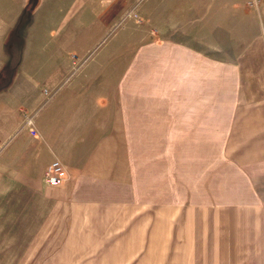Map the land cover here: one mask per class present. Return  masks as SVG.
<instances>
[{"label": "crops", "instance_id": "obj_1", "mask_svg": "<svg viewBox=\"0 0 264 264\" xmlns=\"http://www.w3.org/2000/svg\"><path fill=\"white\" fill-rule=\"evenodd\" d=\"M118 1L0 0V69L32 13L30 57L0 84V264H264V0H188L186 15L175 0L159 30L160 0L139 66L129 42L103 43L132 4L115 16ZM85 34L105 37L95 62L60 46L54 61L53 37ZM57 158L68 175L52 187Z\"/></svg>", "mask_w": 264, "mask_h": 264}, {"label": "rangeland", "instance_id": "obj_2", "mask_svg": "<svg viewBox=\"0 0 264 264\" xmlns=\"http://www.w3.org/2000/svg\"><path fill=\"white\" fill-rule=\"evenodd\" d=\"M167 1V5H165L163 11H160V16L162 17V21L160 23L159 26V30L164 29H171V16H172V12H179L183 15V14H187L188 13V4L187 1L188 0H184V4L180 5L181 9H179V11L176 9L174 11L170 10L172 8V4L175 0H164ZM251 1V0H249ZM132 2L129 10H127V12L122 16L121 20L119 23L116 24L115 28L110 31L109 33L106 34V40L105 42V48L110 47V48H116L117 49V45H118V41L119 40H123V43L126 42L131 45L129 46V49L131 50V58H132V62H135L134 66H139V47H140V40H141V35L142 33L145 32V30L143 29V27L148 26L150 28V31L153 32L154 34L157 31V27H156V21L154 20L155 14L156 12L159 10H157V8L159 7L158 3L160 2V0H119L118 3L116 5L111 6V13H113L115 16L119 13H121V11L123 9H125L130 3ZM249 4V2H248ZM250 6V5H249ZM106 6H102L100 4H92V5H87L85 6V9H90L91 10V14H96L94 16L98 17V13H100ZM255 7V6H252ZM145 8L149 11L150 15L152 16L151 18L147 17V19L150 20H146V18L144 17L143 13ZM183 8V10H182ZM213 8V6H212ZM258 8V7H255ZM87 12L86 10L83 11ZM32 13H27L26 17H25V21L23 22V24H21V31L16 34L13 39L11 40L10 44L6 47L5 49V54H6V60H7V64H5V66L3 68L0 69V84H2L3 82H11L14 81L17 77V71L19 68V65L22 64L24 61L27 60V58L29 59L30 54L28 49L29 46V30H30V25H31V21L29 22L27 20V18L31 15ZM109 17L111 18V14H109ZM160 17L158 16L157 19H159ZM10 21H0V34L4 29H7L8 27V23ZM188 20H183L181 22H179V30L181 32H185L183 31V29L187 28L188 26ZM85 23H92V21L87 22L85 21ZM164 24V27H163ZM1 37L0 36V41H1ZM105 37L101 38V40H99L100 38L98 37L97 34H85V35H81V36H70V37H60V36H56L52 38V41L49 43V46L51 47L52 50V57H54V61L58 60L60 58V55L58 53L57 50H55L56 47H59L60 50H62V47H66L68 48V50H70L73 55H74V59L77 62V65L79 66L81 63H86V62H92V61H96L95 58H93L96 50H97V45L99 44L100 41H102ZM142 39L144 40V36L142 37ZM2 55V54H1ZM116 56H118V53L116 54ZM115 56V57H116ZM2 57L0 56V59ZM117 58V57H116ZM129 58V56H128ZM127 58V60H128ZM37 60H39V58L37 57ZM118 60H122V58H119ZM12 69V71H11ZM134 72L137 73V78H135L137 81V84H133L132 88L135 89V91H138L139 89V68H137L136 70H134ZM135 82V81H134ZM134 91V90H133ZM134 93V92H133ZM45 101V102H44ZM43 101V103L41 104V108L39 109V113H46L48 110H50L52 108V100L51 99H45ZM138 101L133 99L131 100V106L130 108L133 109L132 112H135V104ZM170 105V103H169ZM139 122H137V126H134L136 129H134V135H135V139H134V143H136L137 146V151L139 153V143H140V131L138 129L139 127ZM170 136L167 135L165 137V139L163 140L165 142V148L162 149H149V153L151 151H156L159 153V160H164L166 159V157L170 156L169 154L171 153V148L170 147H166V145H169L170 142ZM159 139V134L156 133V131L154 130L152 133H148V144L150 145L152 142H155L156 140ZM170 146V145H169Z\"/></svg>", "mask_w": 264, "mask_h": 264}, {"label": "built area", "instance_id": "obj_3", "mask_svg": "<svg viewBox=\"0 0 264 264\" xmlns=\"http://www.w3.org/2000/svg\"><path fill=\"white\" fill-rule=\"evenodd\" d=\"M261 0H251L249 1L250 6L258 7ZM47 99L51 97V93L48 90H45ZM51 95V96H50ZM25 125L33 127L34 126V119L33 117H29L26 119ZM32 134L37 135L36 131H32ZM68 172L66 166L60 159L53 160L45 169L44 172V180L45 182L52 187L61 186L66 178Z\"/></svg>", "mask_w": 264, "mask_h": 264}]
</instances>
